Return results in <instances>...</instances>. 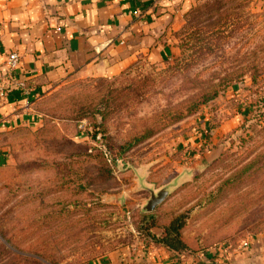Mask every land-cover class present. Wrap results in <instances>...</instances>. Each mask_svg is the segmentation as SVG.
<instances>
[{
    "label": "rangeland",
    "instance_id": "obj_1",
    "mask_svg": "<svg viewBox=\"0 0 264 264\" xmlns=\"http://www.w3.org/2000/svg\"><path fill=\"white\" fill-rule=\"evenodd\" d=\"M170 38V60L70 79L39 102L42 126L14 135L0 264H99L147 243L148 189L167 186L150 214H188L192 249L264 235V0L195 3Z\"/></svg>",
    "mask_w": 264,
    "mask_h": 264
},
{
    "label": "crops",
    "instance_id": "obj_2",
    "mask_svg": "<svg viewBox=\"0 0 264 264\" xmlns=\"http://www.w3.org/2000/svg\"><path fill=\"white\" fill-rule=\"evenodd\" d=\"M192 0H0V169L8 167L11 139L42 126L39 102L73 78H111L140 59L173 57L171 30ZM19 55L14 79L7 65ZM194 250V251H193ZM173 253L152 243L125 247L99 264H264V235L243 252L220 259L211 249Z\"/></svg>",
    "mask_w": 264,
    "mask_h": 264
},
{
    "label": "trees",
    "instance_id": "obj_3",
    "mask_svg": "<svg viewBox=\"0 0 264 264\" xmlns=\"http://www.w3.org/2000/svg\"><path fill=\"white\" fill-rule=\"evenodd\" d=\"M205 99L209 100V97L207 96ZM98 134L95 133L93 139H96ZM134 141L125 146L127 150L133 148L139 142L137 140ZM188 221L189 215L183 213L172 218L166 225L160 226L157 224L154 214L143 215V226L139 228V235L147 240L148 243L163 247L173 253L187 252L193 250L185 242L182 235Z\"/></svg>",
    "mask_w": 264,
    "mask_h": 264
},
{
    "label": "built area",
    "instance_id": "obj_4",
    "mask_svg": "<svg viewBox=\"0 0 264 264\" xmlns=\"http://www.w3.org/2000/svg\"><path fill=\"white\" fill-rule=\"evenodd\" d=\"M192 1L194 3H206V2H211L213 0H192ZM7 65L10 71L9 76L10 78L12 77L11 81L14 82L13 85L16 88L22 90L24 93H28V88L26 86V83L21 80L14 79L15 78L14 75H16L15 72L19 69V55L17 53H11L8 57ZM251 242L252 239L248 238L247 240L243 241L238 247H231L230 245L228 246L224 245L218 248L215 247L211 250L217 253V255L220 256V259H224L234 249L240 252L246 251L251 246Z\"/></svg>",
    "mask_w": 264,
    "mask_h": 264
},
{
    "label": "water",
    "instance_id": "obj_5",
    "mask_svg": "<svg viewBox=\"0 0 264 264\" xmlns=\"http://www.w3.org/2000/svg\"><path fill=\"white\" fill-rule=\"evenodd\" d=\"M170 187H164L163 189H161L158 192H155L152 189H148V192L150 193V199L149 201L146 203L143 211L147 214L153 213L155 212V210H157V208L159 206H161L163 203H165V201L167 200V198L170 195Z\"/></svg>",
    "mask_w": 264,
    "mask_h": 264
}]
</instances>
